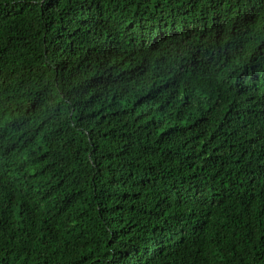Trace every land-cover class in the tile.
<instances>
[{
	"label": "trees",
	"instance_id": "obj_1",
	"mask_svg": "<svg viewBox=\"0 0 264 264\" xmlns=\"http://www.w3.org/2000/svg\"><path fill=\"white\" fill-rule=\"evenodd\" d=\"M0 264H264V0H0Z\"/></svg>",
	"mask_w": 264,
	"mask_h": 264
}]
</instances>
